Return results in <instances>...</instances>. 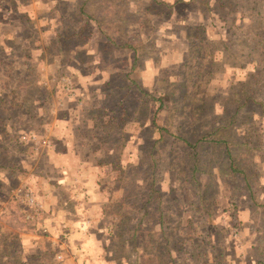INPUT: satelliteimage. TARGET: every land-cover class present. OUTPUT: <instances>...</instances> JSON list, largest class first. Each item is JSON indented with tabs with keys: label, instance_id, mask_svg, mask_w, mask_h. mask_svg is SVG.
<instances>
[{
	"label": "rangeland",
	"instance_id": "1",
	"mask_svg": "<svg viewBox=\"0 0 264 264\" xmlns=\"http://www.w3.org/2000/svg\"><path fill=\"white\" fill-rule=\"evenodd\" d=\"M167 1L0 0L18 37L0 47V165L50 122L99 166V195L37 225L31 264H264V0Z\"/></svg>",
	"mask_w": 264,
	"mask_h": 264
},
{
	"label": "crops",
	"instance_id": "2",
	"mask_svg": "<svg viewBox=\"0 0 264 264\" xmlns=\"http://www.w3.org/2000/svg\"><path fill=\"white\" fill-rule=\"evenodd\" d=\"M176 1L178 0H168L167 2L173 4L172 2ZM185 1L188 3H195L197 0ZM40 3L43 4L44 1H41ZM0 6L5 11L4 16H2L0 20V47L6 49L7 43L10 41H16L18 37L16 32L9 30L11 26L9 24L10 22L8 21L9 15L6 11H8L10 7L6 4H0ZM28 6L33 8L31 4H29ZM10 12L13 13L12 10H10ZM194 20H197V22L204 23L205 21H209L210 17H199V15H196ZM6 21H8V24ZM24 40L26 41L27 39ZM34 49L32 51H34ZM0 97H3L1 93ZM1 101L2 99L0 98V102ZM64 120L67 121L68 117ZM45 126L46 128L44 131L47 133L44 134H47V137L50 136L51 142L50 140H43L42 145L37 144L35 146L42 152L41 154L43 156V161L41 163L38 157H36V155L40 156L41 154L32 153L31 151V154H27L23 161L20 160V162L18 163H9V165L8 163L5 165H0V232H5L6 235H8L10 238L16 236L19 244V251H10L11 247H9L10 250L8 251V253L4 249V244H1V249L3 248V251H1L0 249V264L5 263L4 261L7 256L11 257L12 259V256L16 253H18L17 263L19 262V264H31V256L27 255V253L33 249L35 251L39 249L40 252V250L43 249L42 246H45L42 244V242L40 243L33 236V234L36 233L35 231L38 230L37 225L44 224L47 226V224H49L50 226L48 227L54 228L53 226L57 223L56 221L61 219L60 217L64 215L66 216L67 214H72V212L68 213L67 211V208H70L71 204L68 203V200L72 199V196L66 199L67 195H70L72 193L75 198L80 200V195L82 191L80 190L81 188L85 190L83 195L81 196L82 199L84 198L85 200H89V194L91 196V199L94 195H99L98 191L95 189H92L90 191L88 190L89 187H92V185H94L96 181L99 180V177L96 175L99 171V166H97V164L95 166H89L87 161L81 160L82 157L77 153V149L73 145L72 131L66 129L64 131L61 130L60 132V127H55L53 129V123L50 124V122L49 124L45 123ZM58 145L61 146V149L57 148ZM25 151H27V149H25ZM9 152L10 156H12L13 154H17L16 149H14L13 151L10 150ZM11 181H14L13 183L19 184L18 186L25 185V187H28V189H30V186L31 190L35 192L34 193L32 191L35 194L34 198L37 201L38 210L41 211L39 217L33 220H27V222H23L24 224L18 220L17 214L20 213L18 211L22 209L18 210V205L16 204V202L19 201L20 196L10 195L11 193L8 194L7 192H4L6 191L8 186L11 185ZM38 186L40 188H38ZM65 195L66 197H64ZM2 200H4V203L1 202ZM66 202L67 205L63 206L64 208H61V205L65 204ZM77 203L78 205H80V202L77 201ZM86 204L88 205V203ZM90 205L91 204H89V206ZM76 209L79 210V214H82V210L86 212V210L82 208L81 210L78 208ZM20 214L23 215V213ZM1 217L5 218L2 219ZM53 221L55 222L53 225H51L50 222L53 223ZM70 221L71 224H73V221L71 219ZM82 225L83 227H85L84 223ZM81 233H85L83 229H81ZM72 238L75 239H73L72 243L69 241L67 245L71 248H76L75 244L77 242H80L81 248H86L87 242H89V245L92 244V241H90L88 234L87 236L82 235V238L80 239H76V235H74ZM2 252L7 253V255L5 256ZM57 254H59V252ZM63 257L64 254L62 253L58 260L62 261ZM82 257L84 256L82 255ZM66 262H68V264H77L79 260H77V262H71V260L68 258L66 259Z\"/></svg>",
	"mask_w": 264,
	"mask_h": 264
},
{
	"label": "built area",
	"instance_id": "3",
	"mask_svg": "<svg viewBox=\"0 0 264 264\" xmlns=\"http://www.w3.org/2000/svg\"><path fill=\"white\" fill-rule=\"evenodd\" d=\"M28 141H30L33 146L35 147L39 142L35 135L30 134L27 137H25ZM10 195H18L19 197V203L26 207L25 211L23 212V217L26 220H33L38 217L39 210H38V204L37 201L34 198V193L22 186L18 187L14 190H11ZM38 213V214H37ZM64 232V231H63ZM61 237H65L64 234ZM56 257L59 259L60 255L57 254Z\"/></svg>",
	"mask_w": 264,
	"mask_h": 264
},
{
	"label": "trees",
	"instance_id": "4",
	"mask_svg": "<svg viewBox=\"0 0 264 264\" xmlns=\"http://www.w3.org/2000/svg\"><path fill=\"white\" fill-rule=\"evenodd\" d=\"M211 20V19H210ZM29 146V147H28ZM27 147H26V149H27V151H26V153L27 154H31V151L33 150L34 151V146L33 145H28ZM18 215V220L21 222V223H23V222H27L25 219H23V215L22 214H20V213H18L17 214ZM2 219H4L5 217H1ZM20 223V224H21ZM24 224V223H23ZM29 224V223H28Z\"/></svg>",
	"mask_w": 264,
	"mask_h": 264
}]
</instances>
